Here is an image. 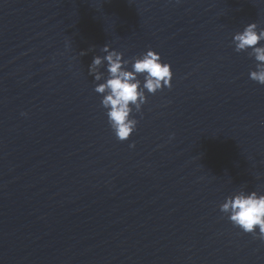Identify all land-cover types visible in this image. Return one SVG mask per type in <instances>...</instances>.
<instances>
[{
	"label": "water",
	"instance_id": "1",
	"mask_svg": "<svg viewBox=\"0 0 264 264\" xmlns=\"http://www.w3.org/2000/svg\"><path fill=\"white\" fill-rule=\"evenodd\" d=\"M253 21L264 0H0V264H264L218 207L264 192ZM106 43L174 72L125 141L88 74Z\"/></svg>",
	"mask_w": 264,
	"mask_h": 264
},
{
	"label": "clouds",
	"instance_id": "2",
	"mask_svg": "<svg viewBox=\"0 0 264 264\" xmlns=\"http://www.w3.org/2000/svg\"><path fill=\"white\" fill-rule=\"evenodd\" d=\"M232 44L234 51L246 52L255 61L249 79L264 85V27L256 21L247 23L232 34ZM100 52L103 55L93 56L88 74L93 77V90L100 94V106L112 133L118 141H125L137 130L139 121L133 113H141L147 103L146 93L171 88L174 72L171 63L151 47L128 58L109 43L100 47ZM134 146V142L129 144ZM218 207L234 227L264 241V192L240 188Z\"/></svg>",
	"mask_w": 264,
	"mask_h": 264
}]
</instances>
